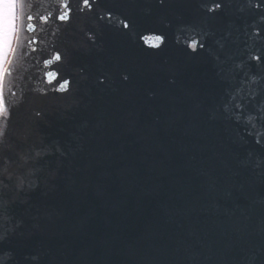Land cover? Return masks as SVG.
I'll use <instances>...</instances> for the list:
<instances>
[{"label":"snow or ice","instance_id":"1","mask_svg":"<svg viewBox=\"0 0 264 264\" xmlns=\"http://www.w3.org/2000/svg\"><path fill=\"white\" fill-rule=\"evenodd\" d=\"M42 2L15 0L0 27V264H74L79 249L170 235L222 250L221 264H257L264 0H50L41 11ZM80 17L90 26L75 27ZM138 20L174 28L196 63L125 62L106 30L131 35ZM155 39L166 45L165 33ZM21 58L27 90L9 105ZM65 122L70 139L54 138ZM209 130L227 135L228 159Z\"/></svg>","mask_w":264,"mask_h":264},{"label":"water","instance_id":"2","mask_svg":"<svg viewBox=\"0 0 264 264\" xmlns=\"http://www.w3.org/2000/svg\"><path fill=\"white\" fill-rule=\"evenodd\" d=\"M50 0H43L41 11L47 9ZM54 10V7L53 9ZM91 21L88 18L80 17L74 21L75 27L90 26ZM158 32L165 33L166 45L161 48L153 47L159 41L155 39ZM46 35V34H45ZM106 40L115 52L121 53L125 62L143 64L145 67H152L167 61L171 64L193 63V61L183 49L176 43L182 41L183 37L176 34L174 28H165L163 24L156 20H138L135 30L131 35L113 33L106 30ZM31 70V64L21 58L17 62L12 82L8 85L16 95H7L9 105H15L20 102V92L22 87L27 90L26 81L23 77ZM32 83L38 84L37 81ZM40 87H43L40 85ZM54 97H31L35 104L42 100L53 99ZM167 93L162 96L164 103H167ZM171 113L165 112L164 119L167 120ZM128 119L138 121L140 116L137 112L128 113ZM3 123V121H0ZM61 128L64 130L61 131ZM74 128L70 123H55L50 129L53 137H59L61 140L70 139ZM129 135H136L135 127H130ZM209 135L213 138L220 136L217 142L214 139V146L221 157L228 159L230 156V145L226 134L221 135L215 130H209ZM253 191L257 195H264V178L258 179L253 185ZM253 221L257 226L264 224V205H255L252 209ZM119 216V206L112 208L106 214L105 219L114 220ZM178 220L182 217H177ZM130 238L134 233H129ZM258 247L264 249V237H257ZM74 264H221L225 259V253L220 249L210 250L201 246L191 239H180L179 237H170L167 240L148 236L140 243L130 245L128 243H119L115 246L105 249L104 247H94L91 249H79L74 254ZM257 264H264V251L257 254Z\"/></svg>","mask_w":264,"mask_h":264},{"label":"flooded vegetation","instance_id":"3","mask_svg":"<svg viewBox=\"0 0 264 264\" xmlns=\"http://www.w3.org/2000/svg\"><path fill=\"white\" fill-rule=\"evenodd\" d=\"M15 3V0L13 4ZM14 14L12 5L3 4L0 0V27L10 26Z\"/></svg>","mask_w":264,"mask_h":264},{"label":"rangeland","instance_id":"4","mask_svg":"<svg viewBox=\"0 0 264 264\" xmlns=\"http://www.w3.org/2000/svg\"><path fill=\"white\" fill-rule=\"evenodd\" d=\"M1 2L6 5H13L14 0H1Z\"/></svg>","mask_w":264,"mask_h":264}]
</instances>
